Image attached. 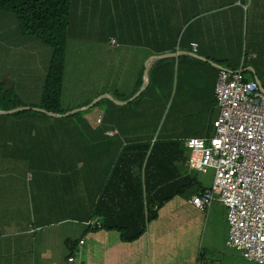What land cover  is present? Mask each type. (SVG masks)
I'll return each mask as SVG.
<instances>
[{
	"label": "crops",
	"instance_id": "crops-1",
	"mask_svg": "<svg viewBox=\"0 0 264 264\" xmlns=\"http://www.w3.org/2000/svg\"><path fill=\"white\" fill-rule=\"evenodd\" d=\"M114 14L119 15L115 16L116 23L108 24V28L98 22V32L105 27L107 34H113L116 44L109 43L107 47L115 51L120 63L125 59L123 53H138L139 65L133 81L138 79L141 66L150 68L161 58L172 59L166 67L170 68L172 63L177 76L173 81L170 77L160 80L164 99L153 109V100L149 98L153 93L129 103L148 85L149 73L145 84L144 70L135 97L118 100L109 93L111 99L104 91L92 98H82V103L71 97L65 75L61 94L65 111L62 113L44 112L34 105L40 98L51 50L46 64L38 65L43 75L39 80L31 79L33 76L23 71L18 61L14 65L16 72L5 71V76H0V82L5 80L8 87L15 85L14 91L22 101L23 98L32 100L16 108L15 111L24 110V113L11 118L14 121L3 116L8 112L0 110V264H32L28 260L40 256V246L47 237L37 236L38 233L47 225L53 228L65 224L64 230H56L63 235L61 244L47 255L56 260L62 258L59 264H66L65 258L68 261L69 257H74V261L76 258L75 264H176L179 251L185 248L184 239L179 241L178 233L172 243L167 242L171 251L158 250L154 259L151 253L159 245L155 235L168 228L173 230L181 223L180 211L187 205L192 206L189 197L174 196L158 210L157 218L147 223L138 239L122 242L116 230L86 231L91 226L87 222L91 220L93 188L100 187L98 180H106L123 144L136 140L153 142L158 137L212 136L213 121L218 113L214 86L221 68L237 69L243 65L246 79L258 81L264 88V0H117ZM122 19L125 20L121 23ZM5 20L0 23V42H6L5 46L0 45V54L10 46V41L24 45L32 56L35 48L42 51L38 40L19 33L14 16ZM88 26L87 23L85 28ZM191 42L197 43L196 52ZM12 54L23 57L20 58L23 61L30 58L17 52ZM160 54L168 55L151 58ZM32 80L34 85H31ZM33 93L37 95L33 97ZM96 96L100 98L95 103L102 98L112 102L89 105ZM81 104L80 107L89 106L82 110L83 114L70 116L78 110L70 111L80 108ZM168 106V111L173 106L174 109L169 118L168 114L165 118ZM88 108L94 111L84 112ZM157 127L163 129L161 134H155ZM107 130L116 131L108 134ZM59 137L66 144H59ZM180 169L188 171L185 162ZM160 211H168L163 222L155 221ZM34 228L42 229L35 232ZM70 237L79 241L73 255L66 257L65 240ZM29 241L39 245L29 250L25 245ZM238 253L242 259H235L233 254L229 256L235 260L233 264L252 262Z\"/></svg>",
	"mask_w": 264,
	"mask_h": 264
},
{
	"label": "trees",
	"instance_id": "trees-1",
	"mask_svg": "<svg viewBox=\"0 0 264 264\" xmlns=\"http://www.w3.org/2000/svg\"><path fill=\"white\" fill-rule=\"evenodd\" d=\"M116 7L117 0H0V23H5L8 16H14L19 33L38 40L43 47L51 50L41 82L40 98L34 104L35 107L54 113L65 111L61 106V94L69 39L77 30L82 34L88 31L89 27L85 28L87 23L97 17L95 34L108 46L113 34H107L108 29L105 27L98 32V22L108 28V24L114 25L117 21L115 16H119L114 14ZM76 12H79L77 16ZM123 20L125 19L121 23ZM171 60L161 58L150 66L148 85L129 103L150 93H153L149 97L153 100V109L159 100L163 101L160 93L163 83L160 80L170 77L173 81L178 73L172 63L171 69L166 67ZM144 68L141 66L140 75L131 82L132 87L128 92L113 90L118 100H127L134 95L142 84ZM11 85L8 87L5 80L0 82V110L6 111L25 105L14 91L15 85ZM79 96L85 98L82 92ZM103 101L112 102L108 98H102L93 106ZM80 106L82 104L78 105ZM168 108L169 106L166 112ZM23 111L18 110L3 116L14 121L11 118L23 114ZM81 114L82 110L70 116ZM58 143L66 144L62 139ZM186 151L182 138L158 137L153 142L136 140L123 144L111 163L106 180H98L100 187L90 190V218H94L97 224L91 225L86 231L116 230L122 242H132L145 232L147 223L157 218L158 210L167 201L181 195L190 198L203 190L205 187L195 173L180 169L188 156ZM79 182L83 183V180L80 179ZM76 241L79 239L65 240L68 246L66 257L73 255Z\"/></svg>",
	"mask_w": 264,
	"mask_h": 264
},
{
	"label": "built area",
	"instance_id": "built-area-1",
	"mask_svg": "<svg viewBox=\"0 0 264 264\" xmlns=\"http://www.w3.org/2000/svg\"><path fill=\"white\" fill-rule=\"evenodd\" d=\"M109 43L116 44L113 38ZM191 48L196 52L197 43L191 42ZM244 68L219 70L213 134L183 138L188 152L185 164L201 173L213 171L210 187L190 197L189 203L204 211L221 202L228 223L225 246L264 264V88L246 79ZM68 261L74 262V257Z\"/></svg>",
	"mask_w": 264,
	"mask_h": 264
},
{
	"label": "rangeland",
	"instance_id": "rangeland-1",
	"mask_svg": "<svg viewBox=\"0 0 264 264\" xmlns=\"http://www.w3.org/2000/svg\"><path fill=\"white\" fill-rule=\"evenodd\" d=\"M78 14L79 12H76L75 16H77ZM95 19H97V17H95ZM95 19H92L89 23L88 31L82 34V32H79L80 30H77L78 32L69 39L67 47L65 67L66 81L69 82L68 86L72 91L71 97H76L81 103L83 101V99L79 96L81 92L83 93V96L89 98H92L97 94L100 95V93L104 91H107L108 94H113V90L115 89H118V91L122 92H128L132 87L131 82L136 78L137 67L139 65L138 53H123L122 56L125 59L122 58L121 63L117 61L115 51L113 49H109L107 45L100 41L96 36V29L94 28L97 24V20ZM5 44V41L0 42V45L5 46ZM15 52H17L18 54H26L30 58H26L25 61H23L20 59L23 57H19L18 55L14 54H12L11 56V53ZM32 53L33 56L31 55V51L24 45H18L17 42L10 41V46L5 47L3 52H1L0 54V76H5L3 74L5 71L8 74H11L10 72L12 71L16 72V68L14 65L18 61L22 70H25L27 74L33 76L31 79L35 81L39 80L43 75L39 73L38 65L46 64V61L50 55V49L48 47H42V51H40L38 48H35ZM29 70L30 72H28ZM247 72L248 71H246V73ZM35 81H33L31 85H34ZM32 95L33 97H35L37 93H33ZM23 99L25 103L32 102V100H28L27 98ZM19 107L20 106L16 108L18 109ZM173 109L174 106L169 109V111L167 110V112L165 113V118L167 114L169 118V116L173 112ZM92 111H94V109L88 108L84 110V112ZM191 116L193 115L191 114ZM162 131L163 129L157 127L155 129V134H161ZM185 166L187 167V170L189 172L195 173L197 175V178L203 186L210 187L213 179L212 170H209L207 173H201L199 170L190 168L186 164ZM183 197L184 199H187L189 196L183 195ZM184 208H190V210H186ZM184 208H182V210L180 211L181 215L179 213V222L182 223L183 221L182 224L180 223L178 227H174L173 230L168 228L166 231H162L155 235V242H159V245L153 250V253H151L152 259H154V257L156 256L158 250H161L163 248H167L168 250H170V245L167 242L172 243V240H174V235H177L178 233L179 241H182V239H184L185 248L183 251H179L178 261L176 259V264L177 262H179L180 264L235 263V260L231 259L229 256L230 254H233L236 259L239 253L235 249L226 247L224 244V241L227 237L226 233L228 234V223L226 220L225 206L221 202L215 201L204 212L196 211L197 209H194L190 205H187ZM167 212L168 211L161 213L160 211V216L155 221L160 220L159 222H163L162 219L167 218V215H164ZM91 219L95 220L94 218ZM93 224H97V221ZM66 226L67 225L65 224L53 228L48 225L44 227L43 230L40 231L37 235L47 236L44 238L40 246V256H36L33 259L28 260L29 263L59 264L63 260L62 258L56 260L54 257L49 258L47 255L51 254L49 252L54 251V249L58 248L61 244V238L63 237V235L60 233H56V230H64ZM40 229L42 228H36L34 231L36 232ZM68 240L74 241L72 238ZM25 245L27 249L33 250L35 248V245L37 247L39 244L37 243L34 245L33 242L29 241ZM185 257L186 260H184ZM190 258L192 259L190 260ZM238 258L242 259L241 257ZM76 262V258L74 263L68 262L65 258L66 264H75ZM252 262H249L248 264L256 263ZM11 264H15V262H12Z\"/></svg>",
	"mask_w": 264,
	"mask_h": 264
},
{
	"label": "water",
	"instance_id": "water-1",
	"mask_svg": "<svg viewBox=\"0 0 264 264\" xmlns=\"http://www.w3.org/2000/svg\"><path fill=\"white\" fill-rule=\"evenodd\" d=\"M166 55H168V54H160V55H155V56H153V57H151L152 59L153 58H161V57H164V56H166ZM215 66H218L219 68H221L222 66H220V65H217V64H215V63H213ZM148 70H149V67H148V65H146V67H145V69H144V79H145V84L148 82ZM139 93V92H138ZM137 94V93H136ZM136 94L135 95H133L132 97H135L136 96ZM107 96L109 97V98H111V99H113V97L112 96H110L109 94H107ZM100 97H103V95L102 96H100ZM100 97H97V98H95L94 99V101H92L89 105H91V104H93V103H95ZM89 105H86L85 107H81V108H77V109H75V110H72V111H70V112H73V111H80V109L81 110H83L84 108H86V107H88ZM40 109V108H39ZM16 109H11V110H6V112H11V111H15ZM42 111H44L45 112V110L44 109H41ZM70 112H66V114H68V113H70ZM52 115H55L54 113H52ZM58 115V114H57Z\"/></svg>",
	"mask_w": 264,
	"mask_h": 264
},
{
	"label": "clouds",
	"instance_id": "clouds-1",
	"mask_svg": "<svg viewBox=\"0 0 264 264\" xmlns=\"http://www.w3.org/2000/svg\"><path fill=\"white\" fill-rule=\"evenodd\" d=\"M100 120V119H99ZM108 131H113V132H115L116 130H107L106 132H108Z\"/></svg>",
	"mask_w": 264,
	"mask_h": 264
}]
</instances>
